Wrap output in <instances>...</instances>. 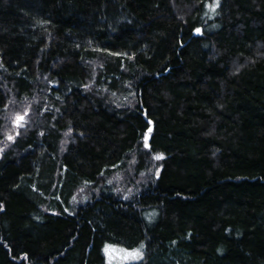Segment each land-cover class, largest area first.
<instances>
[{"label":"trees","instance_id":"1","mask_svg":"<svg viewBox=\"0 0 264 264\" xmlns=\"http://www.w3.org/2000/svg\"><path fill=\"white\" fill-rule=\"evenodd\" d=\"M216 2L0 0V264H264V0Z\"/></svg>","mask_w":264,"mask_h":264},{"label":"snow or ice","instance_id":"2","mask_svg":"<svg viewBox=\"0 0 264 264\" xmlns=\"http://www.w3.org/2000/svg\"><path fill=\"white\" fill-rule=\"evenodd\" d=\"M218 6V0L215 4H210L208 7L211 11H215V8ZM197 32L200 31V29H196ZM24 121V116L18 115L16 117V125L17 127H22ZM151 132V129L148 130ZM8 139H13L12 136H8ZM147 141V136H146ZM145 147H148L147 142L145 143ZM162 157L157 156L156 159H161ZM105 254L108 257V264H128V261L133 259H139L142 255L140 249H128V248H122L117 246L116 244H110L105 246Z\"/></svg>","mask_w":264,"mask_h":264},{"label":"rangeland","instance_id":"3","mask_svg":"<svg viewBox=\"0 0 264 264\" xmlns=\"http://www.w3.org/2000/svg\"><path fill=\"white\" fill-rule=\"evenodd\" d=\"M26 114H27V110H26V112H24V113H22V114H19L20 116H24V120L26 119ZM16 119L14 120V124H15V127L16 128H19V127H17V125H16ZM17 132V129L13 132V130H11V133L10 134H8V135H6L5 136V138H4V140L5 141H12L13 139H11V140H9L8 139V136H12L13 138H14V134ZM4 140H3V142L2 143H0V155H1V152L4 150ZM117 177H120L119 179H117L115 182H116V184H117V186H116V188L117 189H120L119 187H121V186H119L120 185V183H121V174L120 173H118V175H117ZM110 182H114V180L113 179H111V180H109ZM129 188H131L132 189V187H129ZM88 198H89V196H88V194L86 195V192H84L83 191V188H81L76 194H74L73 195V197H72V204H76V203H81V202H85L86 200H88ZM106 245H110V244H105L104 246H103V254H104V256H105V259H106V262L108 263V257L106 256V254H105V251H104V249H105V246ZM118 246V245H117ZM119 247H122V246H119ZM122 248H126V247H122ZM128 249H140V251H141V253H142V248L141 247H136V248H128ZM143 254V253H142ZM142 258V255H141V257L139 258V259H133V260H130V261H128V264H132V263H135V262H137V261H139L140 259Z\"/></svg>","mask_w":264,"mask_h":264},{"label":"water","instance_id":"4","mask_svg":"<svg viewBox=\"0 0 264 264\" xmlns=\"http://www.w3.org/2000/svg\"><path fill=\"white\" fill-rule=\"evenodd\" d=\"M146 136H147V141H146V139H145ZM144 141H145V142H148V141H149V135H148V133L145 134V136H144Z\"/></svg>","mask_w":264,"mask_h":264},{"label":"bare ground","instance_id":"5","mask_svg":"<svg viewBox=\"0 0 264 264\" xmlns=\"http://www.w3.org/2000/svg\"><path fill=\"white\" fill-rule=\"evenodd\" d=\"M44 84H45V82H44ZM20 102V101H19ZM62 152V151H61Z\"/></svg>","mask_w":264,"mask_h":264}]
</instances>
